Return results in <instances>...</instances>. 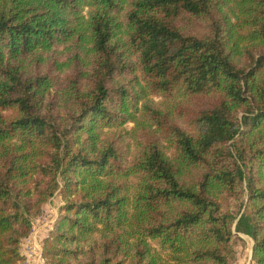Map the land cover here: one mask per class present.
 <instances>
[{
  "label": "trees",
  "instance_id": "16d2710c",
  "mask_svg": "<svg viewBox=\"0 0 264 264\" xmlns=\"http://www.w3.org/2000/svg\"><path fill=\"white\" fill-rule=\"evenodd\" d=\"M55 196L47 264H264V0H0V264Z\"/></svg>",
  "mask_w": 264,
  "mask_h": 264
},
{
  "label": "rangeland",
  "instance_id": "374dc122",
  "mask_svg": "<svg viewBox=\"0 0 264 264\" xmlns=\"http://www.w3.org/2000/svg\"><path fill=\"white\" fill-rule=\"evenodd\" d=\"M131 126V124H127ZM59 203L60 199L58 196L53 197V199L43 206V210L37 215L34 222V227L38 230H43L48 227L49 224L52 226L55 221L56 216L59 213ZM48 223V225H47ZM50 226V228H51ZM246 241L245 245H236L237 258L234 264H255L252 261V248L253 240L246 234H240Z\"/></svg>",
  "mask_w": 264,
  "mask_h": 264
},
{
  "label": "built area",
  "instance_id": "2783aa9c",
  "mask_svg": "<svg viewBox=\"0 0 264 264\" xmlns=\"http://www.w3.org/2000/svg\"><path fill=\"white\" fill-rule=\"evenodd\" d=\"M48 225V223H47ZM50 224L43 230L33 227L32 232L21 243V254L23 259L18 264H47L43 256V239L47 235Z\"/></svg>",
  "mask_w": 264,
  "mask_h": 264
}]
</instances>
